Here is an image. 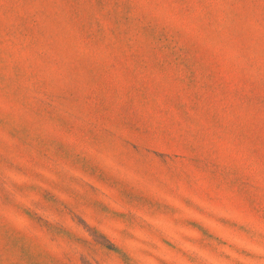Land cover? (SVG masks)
Listing matches in <instances>:
<instances>
[{"label": "rangeland", "instance_id": "obj_1", "mask_svg": "<svg viewBox=\"0 0 264 264\" xmlns=\"http://www.w3.org/2000/svg\"><path fill=\"white\" fill-rule=\"evenodd\" d=\"M191 7L0 0V200L11 180L118 253L96 229L120 242L125 223L104 212H132L136 240L124 243L134 257L139 240L158 237L170 246L156 250V264H187L193 252L203 264H238L245 233L264 230V0ZM126 144L140 152L134 172L117 163L134 155ZM63 156L95 192L71 185L78 194H65L54 172H81ZM0 264L63 262L0 220Z\"/></svg>", "mask_w": 264, "mask_h": 264}, {"label": "clouds", "instance_id": "obj_2", "mask_svg": "<svg viewBox=\"0 0 264 264\" xmlns=\"http://www.w3.org/2000/svg\"><path fill=\"white\" fill-rule=\"evenodd\" d=\"M181 5V11L183 13H190L192 11V4L195 0H177ZM191 23L194 25L197 23L195 19L191 20ZM186 43L198 51V46L189 36L186 38ZM124 147L131 149V152L134 155H126L124 157L125 162H121L120 158H117V163L120 167H127L130 172H134L136 166L140 162L137 160V157H140L139 150L131 144H126ZM49 150L56 154V149L54 145H49ZM77 157H81L79 153L75 154ZM147 155H155L154 153H147ZM60 159L68 162L69 167L74 172H81V175H69L63 169L57 170L54 172L59 180L67 181V184L64 186V191L66 195H77L76 188L71 187L75 185L78 188H88L89 190L95 192L93 185L88 184L83 179L85 174L81 169H78L74 163H72V157L63 156ZM143 159V158H142ZM170 159H175V157H170ZM249 167L252 165L249 164ZM114 179H119L118 176H114ZM7 184L11 185L3 193V199L0 200V220H2L10 230L16 235H27L31 240L37 242L38 245L43 247L46 254L50 257H55L58 262H63V264H124V260L119 253H123L128 258V264H144L142 257H152L147 264H156L155 261V252L159 247H169L170 245H164L163 241L159 238L155 239H146L139 240L135 247V252L138 253V256H133L132 251L129 250L124 241L136 240L135 233L130 231L133 227V221L138 220L132 212L127 213H117L116 210L105 211L104 215H111L116 219H119L125 223V227L120 230V242H117L112 237H109L107 233L102 232L99 228L96 229V232L101 234L103 237L110 242L115 249L119 250V253L116 251H109L106 247L101 246L100 244L94 241L93 235L76 220L73 219L71 215L67 216L65 221L63 213L57 209H45L41 206L39 200H31L27 195L22 191L17 189L15 183L11 180L6 181ZM30 190H35L36 185L29 186ZM27 200L28 203L24 204L22 201ZM129 204H132L133 201H128ZM135 203H139L135 201ZM62 206V204H61ZM107 208V206H105ZM11 210L10 213L7 210ZM53 211L54 215L49 217L47 213ZM29 213L31 215H29ZM20 216L23 217L24 223L17 224L11 217ZM123 217V218H121ZM125 217L127 219L125 220ZM38 218V220L36 219ZM100 221H97L99 224ZM136 227H142L139 223L135 225ZM94 227V225H89L88 229ZM59 228L63 229L64 232L70 234L65 235L64 232L58 233L54 229ZM150 230V228L148 229ZM249 237L247 244L243 247L240 253L233 254V261L238 262V264H264V230L259 233L249 230L245 233ZM217 243H219L217 241ZM175 252V249H173ZM243 253H250L251 255L245 259ZM223 256V254L221 253ZM224 259H227L225 256ZM187 264H195L197 260H200L203 264L206 261V257L203 254L197 255L193 252L191 255L185 257ZM181 264H185L184 261Z\"/></svg>", "mask_w": 264, "mask_h": 264}]
</instances>
